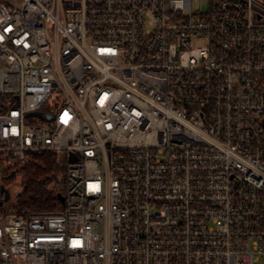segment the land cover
<instances>
[{"label":"built area","instance_id":"1","mask_svg":"<svg viewBox=\"0 0 264 264\" xmlns=\"http://www.w3.org/2000/svg\"><path fill=\"white\" fill-rule=\"evenodd\" d=\"M263 116L264 0H0V264H264Z\"/></svg>","mask_w":264,"mask_h":264},{"label":"trees","instance_id":"2","mask_svg":"<svg viewBox=\"0 0 264 264\" xmlns=\"http://www.w3.org/2000/svg\"><path fill=\"white\" fill-rule=\"evenodd\" d=\"M0 156V173L4 167ZM67 161L63 153L37 154L33 161L19 169V188L14 196L10 213L19 215L29 211L59 210L63 208L58 198L66 189L65 170Z\"/></svg>","mask_w":264,"mask_h":264},{"label":"rangeland","instance_id":"3","mask_svg":"<svg viewBox=\"0 0 264 264\" xmlns=\"http://www.w3.org/2000/svg\"><path fill=\"white\" fill-rule=\"evenodd\" d=\"M210 4H211V0H192V8L195 12L198 13H207L209 11ZM8 172L9 170L6 169L5 173L7 174ZM14 185H16V187H14ZM14 185H13V188H15L14 191L18 192L20 190L19 183ZM12 203H14V195H11V199L4 204L3 206L5 207L4 209L9 211L12 206Z\"/></svg>","mask_w":264,"mask_h":264},{"label":"water","instance_id":"4","mask_svg":"<svg viewBox=\"0 0 264 264\" xmlns=\"http://www.w3.org/2000/svg\"><path fill=\"white\" fill-rule=\"evenodd\" d=\"M37 114H39V113H37ZM261 124H262L263 130H264V116L262 118ZM69 161L70 162L74 161V155L73 154H70ZM14 176H15V172L12 171L10 174L6 175L5 178H11ZM1 195H3V199L0 200V205H2L4 202H7L11 198L10 190L8 188H5L3 185L0 186V196ZM58 198H59L60 202L63 203V201H64L63 195L59 194Z\"/></svg>","mask_w":264,"mask_h":264},{"label":"flooded vegetation","instance_id":"5","mask_svg":"<svg viewBox=\"0 0 264 264\" xmlns=\"http://www.w3.org/2000/svg\"><path fill=\"white\" fill-rule=\"evenodd\" d=\"M2 171H3V173H4L5 170H2ZM4 181H5V184L8 182L7 180H4Z\"/></svg>","mask_w":264,"mask_h":264}]
</instances>
